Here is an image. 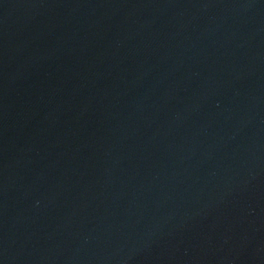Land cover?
<instances>
[{"label": "water", "instance_id": "1", "mask_svg": "<svg viewBox=\"0 0 264 264\" xmlns=\"http://www.w3.org/2000/svg\"><path fill=\"white\" fill-rule=\"evenodd\" d=\"M0 264H264V0H0Z\"/></svg>", "mask_w": 264, "mask_h": 264}]
</instances>
